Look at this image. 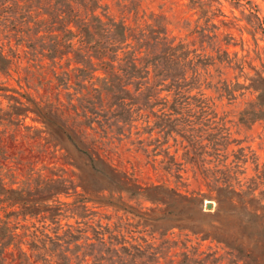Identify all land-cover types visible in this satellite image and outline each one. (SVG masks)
<instances>
[{"label":"trees","instance_id":"16d2710c","mask_svg":"<svg viewBox=\"0 0 264 264\" xmlns=\"http://www.w3.org/2000/svg\"><path fill=\"white\" fill-rule=\"evenodd\" d=\"M142 2L0 0V264H264V190L253 195L263 172L243 175L244 147L227 161L233 139L227 126L210 125L211 100L203 90L235 97L233 86L213 81L221 73L216 63H232L229 34L219 39L196 25L173 35L164 16L146 13ZM110 4L131 13L132 21L111 14ZM190 5L206 11L200 0ZM248 78V85L237 84L257 94L241 112L243 121L264 118V75ZM155 105L199 108L187 113L205 120L197 127L194 120L166 126V112L157 117L165 136L185 139V161L206 190L183 195L176 187L142 185L113 163L123 140L128 149L152 153ZM30 138L39 151L43 143L53 151L72 149L84 171L35 167L20 149L9 152V145ZM84 174L104 180L94 190L107 195L82 184L79 191L75 178ZM167 193L195 202L199 217L188 213L184 224L167 223L170 209L157 197ZM205 197L216 201L213 210L203 209ZM109 206L113 213L101 210ZM206 239L214 245L201 248Z\"/></svg>","mask_w":264,"mask_h":264},{"label":"rangeland","instance_id":"374dc122","mask_svg":"<svg viewBox=\"0 0 264 264\" xmlns=\"http://www.w3.org/2000/svg\"><path fill=\"white\" fill-rule=\"evenodd\" d=\"M204 3L201 11L198 6L191 7V0H143L141 8L146 13L154 11L164 16L167 22L168 30L171 34L177 36L187 35L189 30L196 25L205 28V32L209 35L216 33L219 39L225 36L229 39L227 46L230 56H232V63L230 65L219 66L220 74L215 76L213 81L220 77L219 85H224L225 82L229 86H233L234 98L229 99L225 92L221 94V90H216L213 87H204V92L210 97V106L207 108L209 112L210 125L223 124L229 128L231 141L227 147L229 156L227 161L234 158L233 152L239 147H244V152H247L248 159L242 163L241 168L244 169L246 177L255 176L257 172H263L264 176V118H255L253 120L243 121L241 119V112L250 106L256 100L257 91L252 87H240L243 83L248 85L250 79L248 77L255 76L257 71H261L264 75V0H200ZM122 8L115 4H110L109 12L116 17L124 16L127 22H131L133 15L131 13H121ZM126 12V10H124ZM185 22V28L182 25ZM224 39V40H225ZM225 43L222 44L225 47ZM210 47L206 46L205 51L209 52ZM213 73H218L214 70L213 65L209 67ZM217 75V74H216ZM223 81V83H222ZM8 83L17 86L15 79L10 78ZM237 84V85H236ZM34 95L36 91L29 89ZM152 110L154 111L151 116L150 123H155L152 132L153 142L148 144V149L153 147L152 153L146 156L145 153L128 149L131 144L123 140L118 147L119 155L114 153L112 161L118 165L120 169L127 171L131 178L141 183L142 185L160 184L162 189L176 187L183 195L185 193H195L196 191L206 190V186L200 177L195 175L192 170L191 163L185 161V139L180 135L171 133L167 136L164 135V129L168 125H175L178 127H187L189 120L196 121L194 125H202L201 121L194 116H188L187 113L200 112L199 108L193 107L190 111L187 107L182 106H161L155 105ZM168 113L170 116L168 124L160 123L159 117L162 113ZM206 116V117H207ZM26 122H32L30 118H26ZM144 123L137 121L135 125L140 127ZM39 125V124H38ZM135 127H133V130ZM162 129V130H161ZM136 134H132V138ZM146 136L143 133L139 137ZM43 141V140H42ZM35 139L30 138L29 141H19L16 145H9V152H15L18 149L21 151V156L26 159L29 158L35 161V167L41 166L44 163L48 165H56L63 167L68 172L82 173L85 165L76 153L68 148H60L53 151V147L49 143H43L44 149L39 151L33 145ZM237 152H239L237 150ZM150 159V160H147ZM212 162L205 163L206 166H213ZM242 175V174H241ZM74 176V174L72 175ZM77 189L82 190V185L89 187V191H93L94 195L101 186H106V182L99 177L85 175L82 179L75 178ZM261 183L254 189L253 195L258 196L259 190H264V178H261ZM168 190V189H167ZM99 196H106L108 190H98ZM170 192V191H169ZM116 194H114L115 196ZM128 195V194H127ZM125 192L123 196L129 203H134V198H128ZM73 196L66 197L70 200ZM161 200L159 205L167 206L170 209L168 215L171 220L167 223H185V217L188 213H193L199 217L198 206L195 202L186 203L185 198L178 197V200H173L172 196L164 194H157ZM212 201V207H206V202ZM145 206H151L149 200H144ZM203 209L213 210L216 206V201L213 198H204ZM106 213H113L110 209H101ZM118 211L117 214H120ZM72 220V219H70ZM177 230V228H174ZM214 245V242L209 240L201 241V248L206 245Z\"/></svg>","mask_w":264,"mask_h":264},{"label":"water","instance_id":"95a60500","mask_svg":"<svg viewBox=\"0 0 264 264\" xmlns=\"http://www.w3.org/2000/svg\"><path fill=\"white\" fill-rule=\"evenodd\" d=\"M212 205H213L212 201H207L206 202V207H212Z\"/></svg>","mask_w":264,"mask_h":264}]
</instances>
